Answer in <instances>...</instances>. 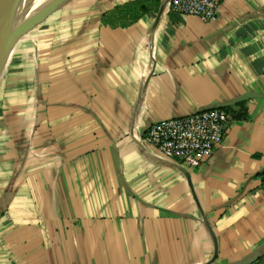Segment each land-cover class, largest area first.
<instances>
[{"label":"crops","instance_id":"1","mask_svg":"<svg viewBox=\"0 0 264 264\" xmlns=\"http://www.w3.org/2000/svg\"><path fill=\"white\" fill-rule=\"evenodd\" d=\"M134 1L68 0L15 46L32 92L0 119V264H264V0L210 22ZM210 107L230 121L197 167L145 138Z\"/></svg>","mask_w":264,"mask_h":264},{"label":"built area","instance_id":"2","mask_svg":"<svg viewBox=\"0 0 264 264\" xmlns=\"http://www.w3.org/2000/svg\"><path fill=\"white\" fill-rule=\"evenodd\" d=\"M223 0H170L173 12L198 16L204 22L217 18ZM230 121L222 107L170 117L151 123L145 138L168 158L197 167L221 143Z\"/></svg>","mask_w":264,"mask_h":264},{"label":"rangeland","instance_id":"3","mask_svg":"<svg viewBox=\"0 0 264 264\" xmlns=\"http://www.w3.org/2000/svg\"><path fill=\"white\" fill-rule=\"evenodd\" d=\"M37 2H38V4H37ZM39 2H40V0H22L20 6L18 8V11H17L19 18H20V21L18 24H20L23 21H25L26 19L30 18L35 13H37L39 10H42L45 7L44 5H40ZM66 2H68V0H66L62 4H60L58 6V8H60L62 10L61 7H63L64 4H66ZM58 8L56 9L55 13L61 12L60 9H59L60 11H58ZM51 16H52V14L46 19V21L48 20L46 27L51 26V19H50ZM43 22L39 23L35 27L41 28V26L44 24ZM34 32H35V29H32L30 32L25 34L24 37H22L23 39H21L15 46L17 47V46H19V44H22V45L26 44V46L27 45H33L34 41L29 40V37L32 34H34ZM16 47L13 48V50L15 49L14 53L12 51L11 57H10L7 65H6V67H5V70L2 74L1 79H0V85L1 84L3 85L2 88L0 89V119H2V115H3L4 111H8L9 108H12V107L18 108L19 106H21L24 109V107L26 105V101H24V99L22 98V96L25 95L22 93H27V95H28L29 93L32 92V80L28 79L29 80L28 81L27 75H26L27 73H25L23 70H20V71L17 70L14 67L16 64V61H15L16 59H11L12 56H14V54L18 50V49L16 50ZM11 60H14V66H11L12 63H10V62H13ZM18 74L20 75L19 80L14 77L15 75L17 76ZM3 78H5V79L2 83ZM0 143H2V141ZM3 144L0 145V147H5Z\"/></svg>","mask_w":264,"mask_h":264},{"label":"water","instance_id":"4","mask_svg":"<svg viewBox=\"0 0 264 264\" xmlns=\"http://www.w3.org/2000/svg\"><path fill=\"white\" fill-rule=\"evenodd\" d=\"M66 0H55L45 6L42 10H39L30 18L26 19L18 26L14 28L11 34L8 36L4 44L0 49V79L5 70V67L11 57L13 48L19 42V40L36 25L45 21L53 12L56 11L58 6ZM22 0H0V28L7 15L12 12L16 15L18 8ZM170 2V1H169ZM146 130V129H145Z\"/></svg>","mask_w":264,"mask_h":264},{"label":"bare ground","instance_id":"5","mask_svg":"<svg viewBox=\"0 0 264 264\" xmlns=\"http://www.w3.org/2000/svg\"><path fill=\"white\" fill-rule=\"evenodd\" d=\"M53 1H55V0H40L39 4L47 6L48 4H50ZM37 4H38V2H37ZM19 21H20V18H19L18 13H16V15H14L12 12H10L7 15L6 19L3 21L2 26L0 28V49H1L2 45L4 44V42L6 41V39L8 38V36L14 30V28L19 25L18 24Z\"/></svg>","mask_w":264,"mask_h":264},{"label":"trees","instance_id":"6","mask_svg":"<svg viewBox=\"0 0 264 264\" xmlns=\"http://www.w3.org/2000/svg\"><path fill=\"white\" fill-rule=\"evenodd\" d=\"M142 10V11H146L147 9L145 8V5L140 2V1H134L132 4L130 5H126L122 8L123 11L125 12H134L135 10Z\"/></svg>","mask_w":264,"mask_h":264}]
</instances>
